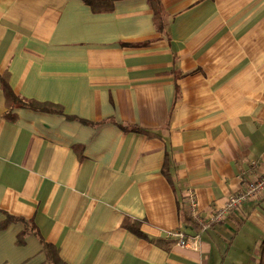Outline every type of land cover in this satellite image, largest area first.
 <instances>
[{"label": "crops", "instance_id": "1", "mask_svg": "<svg viewBox=\"0 0 264 264\" xmlns=\"http://www.w3.org/2000/svg\"><path fill=\"white\" fill-rule=\"evenodd\" d=\"M158 3L0 0V264H257L264 192L167 233L264 171V0Z\"/></svg>", "mask_w": 264, "mask_h": 264}, {"label": "built area", "instance_id": "2", "mask_svg": "<svg viewBox=\"0 0 264 264\" xmlns=\"http://www.w3.org/2000/svg\"><path fill=\"white\" fill-rule=\"evenodd\" d=\"M263 192L264 171L259 177L248 180L242 190L229 194L224 199L221 206L215 208V210L207 218H202V216L197 212V202L193 190L186 189L184 194V198L186 200L185 207L189 219L198 224V229L192 234H187L184 230L179 229L170 231L167 235L174 237L179 246L196 249L200 231L208 227L211 223L221 222L226 213L237 209L243 201L263 195Z\"/></svg>", "mask_w": 264, "mask_h": 264}, {"label": "trees", "instance_id": "3", "mask_svg": "<svg viewBox=\"0 0 264 264\" xmlns=\"http://www.w3.org/2000/svg\"><path fill=\"white\" fill-rule=\"evenodd\" d=\"M150 2H151L152 9L154 12L156 27H157V29H162L161 11L159 9L158 0H150ZM5 84L6 83L2 82V85H3L4 90H5L6 98H8V97L14 98L12 96L11 92L9 91L8 86H5ZM43 248L45 249V251L47 253V260L49 261V264H65L59 258L58 254H57V250L54 247H52L49 244H44ZM257 251H258L257 264H264V237L259 242Z\"/></svg>", "mask_w": 264, "mask_h": 264}]
</instances>
